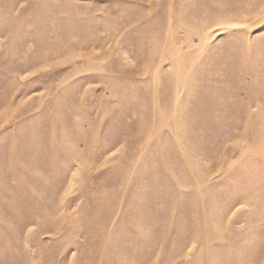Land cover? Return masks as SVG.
Listing matches in <instances>:
<instances>
[{"label": "rangeland", "instance_id": "obj_1", "mask_svg": "<svg viewBox=\"0 0 264 264\" xmlns=\"http://www.w3.org/2000/svg\"><path fill=\"white\" fill-rule=\"evenodd\" d=\"M0 264H264V0H0Z\"/></svg>", "mask_w": 264, "mask_h": 264}]
</instances>
